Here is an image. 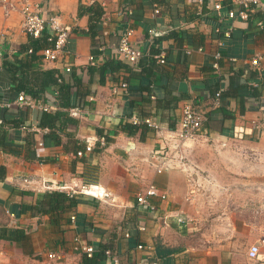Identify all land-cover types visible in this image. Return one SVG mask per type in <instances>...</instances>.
<instances>
[{
  "label": "crops",
  "instance_id": "obj_1",
  "mask_svg": "<svg viewBox=\"0 0 264 264\" xmlns=\"http://www.w3.org/2000/svg\"><path fill=\"white\" fill-rule=\"evenodd\" d=\"M34 1L43 5L45 15L60 14L71 35L63 57L45 61L40 49L35 54L24 51L34 37L24 31L21 11L7 14L0 6V129L8 144L0 148V166L5 167L0 171V264H88L85 243L96 251L102 244L111 246L122 264H264V243L258 258L248 255L250 246L264 238L261 215L225 207L211 214L209 207L246 204L241 159L247 148L258 154L264 148V29L258 26L264 12H253L247 21L230 18V0H222V16L209 5L211 0ZM94 2L104 7L106 22L99 24L109 30L100 55L92 52L89 14H79L81 4ZM128 26L144 56L137 67L123 60L129 69L101 72ZM159 34L166 35L160 47L167 62L154 57L153 65L151 46ZM217 52L220 67L215 69ZM257 53L262 72L251 63ZM16 58H29L35 77L41 69L62 73L72 84L70 110L80 107L73 115L76 122L61 131L46 130L41 126L44 110L19 103L16 83L4 64ZM151 64L153 73L148 72ZM237 71L242 72L239 92L222 94L216 104L217 85L227 89ZM123 77L129 80V91L115 92ZM151 80L150 94L142 87ZM168 86L175 97L164 110L157 100ZM55 91L48 85L43 92L51 110L61 108ZM187 102L207 114L208 131L182 139L177 125ZM130 113L152 117L158 127L130 132L123 127L131 122ZM88 141L94 148L77 155L76 145L83 143L85 150ZM215 149L226 164L216 162ZM161 167L166 169L158 172ZM151 183L169 193L166 200L153 199L154 210L136 198ZM70 189L81 199L74 210L52 216L34 208L37 194ZM101 264L110 263L106 259Z\"/></svg>",
  "mask_w": 264,
  "mask_h": 264
},
{
  "label": "built area",
  "instance_id": "obj_2",
  "mask_svg": "<svg viewBox=\"0 0 264 264\" xmlns=\"http://www.w3.org/2000/svg\"><path fill=\"white\" fill-rule=\"evenodd\" d=\"M199 2H203V0H198ZM209 5L217 12L219 16H222L223 9V1L222 0H211ZM0 6L5 8L7 14H10L14 10H20L23 15V29L24 31L34 38H39L45 34H49L48 40L53 42L51 46L39 50V55L43 60L49 62H57L62 57L65 51L68 48L70 42L71 29L64 25L61 20L60 14H50L45 15L43 5L40 2H36L34 0H0ZM160 9L157 7L156 12H159ZM255 11H263L264 12V0H230L229 11L228 14L230 18L240 19L247 21L251 17L252 13ZM127 14H132V10L127 9ZM105 16L103 15L100 23L104 24L106 22ZM258 26L264 29V20L258 22ZM103 36H107L109 34V30L105 27L102 29ZM134 38V29L131 27H125L118 45L115 50V58L118 60H126L129 62L131 66L137 67L139 60L144 56L145 51L142 47L136 45L133 41ZM107 46L103 43L100 46V49L104 51ZM200 49V48H199ZM193 48H187V53H191ZM29 54L37 53L34 48H30L27 51ZM160 63L165 64L167 62L166 54L164 52L157 54L155 56ZM221 57V53L217 52L215 54L214 68L218 69L219 66V58ZM91 60H95V56H90ZM251 63L253 66L259 70L263 71L261 55L259 53L255 54L251 59ZM67 70H71V67H66ZM59 81L63 80V77L59 76ZM130 88V83L127 77H123L118 81L114 86V91L124 90L128 92ZM225 88L221 86L215 92V103L220 104L222 100V94ZM55 94L58 95V91H55ZM18 101L21 105L26 107H39L44 111H50L52 109V105L46 102H43L42 98H35L26 91L22 90L19 92ZM80 107H75L70 110L72 115H76L79 113ZM208 121L207 114L195 108L193 103L187 102L181 108V115L178 120L177 125V133L182 139L192 138L201 133L207 132L206 122ZM131 122L133 124L139 125L141 123H146L150 127L157 128L158 124L152 117L140 118L136 115L131 116ZM44 129L48 130L49 128L45 127ZM94 148L93 143L90 141L87 142L85 150H80L78 152L79 156L85 154V151H91ZM166 168L161 167L158 168V172L164 171ZM77 191L75 189H70L69 193L71 195L75 194ZM169 193L167 190L161 189L156 184L151 183L148 186H145L141 189L137 195V202L141 206H146L150 209H155V204L153 199L158 197L160 200L168 199ZM14 216V214H12ZM76 216L72 215V219H75ZM179 220H183V218H179ZM145 226H140L141 230H144ZM126 237H130V232L125 233ZM264 243V238L260 239L256 243L252 244L249 248L248 255L250 258H258L260 255L261 245ZM140 248H145L143 244H139ZM82 250L84 253L92 257L94 256L96 249L93 245H89L87 243L82 245ZM107 261L110 264H122V260L120 255L113 249L109 248L106 250ZM50 257L55 258L58 257L56 253H51ZM138 264H143L142 262H138ZM152 264H158V261L152 262Z\"/></svg>",
  "mask_w": 264,
  "mask_h": 264
},
{
  "label": "trees",
  "instance_id": "obj_3",
  "mask_svg": "<svg viewBox=\"0 0 264 264\" xmlns=\"http://www.w3.org/2000/svg\"><path fill=\"white\" fill-rule=\"evenodd\" d=\"M104 7L100 2H94L90 5L81 4L79 8V14L83 15L88 13L90 17V24L88 28V33L91 36L93 49L92 52L96 55H100L103 53V50L100 49V46L104 43L103 39V31L102 27L99 24L102 16L104 15ZM174 31V30H173ZM173 35L177 36L176 31L172 32ZM186 35V34H185ZM49 34H45L39 38H34L33 44L25 45L24 51H28L30 48H34L35 51L39 49L46 48L51 46L53 42L48 40ZM166 35H154L153 44H152V55L149 60L153 65L156 62L154 59L156 58L155 53L160 54L161 47L160 44L165 38ZM187 36H189L187 34ZM35 54V53H34ZM155 57V58H154ZM157 59V58H156ZM4 64L11 71L13 80L16 83V90L19 93L24 90L35 98H43V92L47 88L48 85L54 86V88L58 91L57 99L59 101V106L61 108L56 110L44 111L41 120V126L43 128L47 127L50 130H63L66 128L67 124L70 122H76L77 119L70 113V108L72 106L71 103V89L72 84H70L67 80L64 79L62 73H59L57 69H41L38 72V75L35 77L32 71V61L28 59L16 58L14 61L5 59ZM151 64V67H152ZM129 69V65L123 60H118L115 57H107L105 63L101 66V72L106 71L107 69L111 71H115L117 69ZM154 66L149 70V73H153ZM63 77L62 81H59V76ZM242 72H233L232 76H230V83L227 89L224 90V95L237 94L242 87L241 82ZM153 81L149 82L147 86L142 87L144 91L152 93L153 90ZM221 87L219 83L217 85V89ZM256 95H260V91L257 89ZM164 97L158 98L157 105L163 107L164 110L169 106L171 101L174 99V95L171 93V89L169 86L166 88V92L164 93ZM44 99V98H43ZM128 116H132L130 113ZM175 121V120H174ZM174 126L173 123H171ZM124 128L128 129L130 132L136 131L138 127L142 128L143 131H149L150 128L146 123H141L139 125L130 123H125L123 125ZM6 132L2 128L0 129V148H5L8 144L6 143ZM84 149V144L79 143L76 145L74 152L78 155L80 150ZM0 171L5 172V167L0 166ZM5 174V173H4ZM2 179H4V175ZM81 202V199L76 195H71L67 191H47L37 194V201L34 205L36 210H39L43 213H50L52 216L55 214H60L63 212L71 211L77 208L78 204ZM111 246L107 244H102L98 251L95 252L94 256L89 257L86 255L88 264H101L102 261L107 259L106 250Z\"/></svg>",
  "mask_w": 264,
  "mask_h": 264
},
{
  "label": "rangeland",
  "instance_id": "obj_4",
  "mask_svg": "<svg viewBox=\"0 0 264 264\" xmlns=\"http://www.w3.org/2000/svg\"><path fill=\"white\" fill-rule=\"evenodd\" d=\"M217 152V163L224 165L227 160L221 157L222 152L215 149ZM241 159V164L246 166V172L241 174V180H245V192L246 204L232 205V206H209L211 214L220 213L226 211L220 210V208H227L229 210H237L244 212L253 217L256 213L261 215L264 224V148L261 153L255 149L247 148L246 155ZM245 161V162H244ZM261 185V189H259ZM218 208V210H217ZM207 213V214H210Z\"/></svg>",
  "mask_w": 264,
  "mask_h": 264
}]
</instances>
